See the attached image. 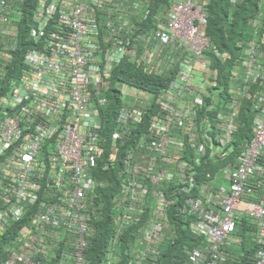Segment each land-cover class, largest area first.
I'll return each instance as SVG.
<instances>
[{"label":"built area","instance_id":"built-area-1","mask_svg":"<svg viewBox=\"0 0 264 264\" xmlns=\"http://www.w3.org/2000/svg\"><path fill=\"white\" fill-rule=\"evenodd\" d=\"M137 8L135 0H38L31 36L35 42L44 35L45 39L37 49L27 51L19 84L13 83L11 96L0 100L1 107L14 112L0 121V232L7 217H19L25 202H37V190L45 184L54 199L40 205L35 218L40 231H24L32 247V242L48 236L41 231L45 227L61 230L68 243V264H84L92 235L83 210H87L88 194L94 192L98 182L93 169L105 155L99 144L102 122L98 106L105 105L112 67L124 54L149 68L172 62L179 67L170 88L172 96L160 98L148 131L139 133L135 147L128 149L121 160L122 174L131 186L121 219L131 222V212L138 219L141 206L154 202L151 225L138 230V249L132 264H142L162 235L170 203L162 189L171 181L188 183L189 188L196 183L195 172L171 149L181 150L188 142L198 161L206 152L205 144L197 139L195 124L204 87L196 65L207 66L205 52L211 45L206 33V1L172 0L171 13L159 14L150 29L133 36L135 30L127 16ZM8 9V0H0V23L8 21ZM251 23L254 32L243 51L240 74L243 96H249L251 78L264 84V23ZM124 30L128 33L122 41ZM121 88L131 102L125 107V115L118 117L113 146L129 135V129L140 125L144 116L136 103L143 101L140 90L124 84ZM229 108L221 116L224 122L219 127L225 130L224 140L228 142L237 129L238 104L230 101ZM252 108V137L236 163L222 166L224 183L214 187L206 179L197 182L207 199L205 205L194 198L186 199L194 215L190 226L205 243L194 247L182 264H224L228 246L241 242L230 236L243 218L254 227L255 264H264V86ZM206 136L212 148L214 138ZM116 149L108 154V164L118 159ZM28 255L26 251L13 254L7 264L15 259L42 264Z\"/></svg>","mask_w":264,"mask_h":264},{"label":"trees","instance_id":"trees-1","mask_svg":"<svg viewBox=\"0 0 264 264\" xmlns=\"http://www.w3.org/2000/svg\"><path fill=\"white\" fill-rule=\"evenodd\" d=\"M169 1L152 0L148 13L143 15L141 20L139 17H134L133 22L140 26L137 33L153 26L158 13L162 10L167 12ZM205 1L206 30L212 42L211 47L206 51V58L211 74H208L202 82L206 88L201 93L203 103L198 108L195 124L198 130L197 139L205 144L206 152L198 161L193 155L197 154L194 147L188 142H185L183 149L174 148L170 151L178 153L179 160L186 162L188 169L195 172L196 183L206 178L223 182L224 176L219 168L226 163H236L251 139L254 120L252 105L264 86L261 80L253 82L251 78L247 87L249 96H243L241 92L243 79L240 76L242 58L245 57L243 51L247 48L254 32V25L251 22L260 20L264 23V0ZM37 4L38 0H8L9 19L7 22H1L0 27H6L12 33L2 34L0 32V100L11 96L13 83L19 84L27 51L40 45L30 37L35 26L33 14ZM260 13L263 14L261 18ZM44 36L40 41L45 39ZM138 51L141 50L138 49ZM216 51L224 53L225 58L221 59ZM143 63V61L138 63L129 55L123 56L111 70L107 93L104 94L105 105L98 106L99 118L102 122L99 144L103 145L105 155L94 170L99 180L95 183L94 192L91 195L88 194L87 210H83L93 230L88 239L84 264H129L134 258L131 243L135 238L136 226L146 225L152 216L150 212L154 202L151 203L152 200H150L147 205L145 203L141 206L142 211L138 212L139 218L136 219L138 222L135 223V217H133L119 238H116L117 216L120 217L124 211L122 208H126L127 199L125 197L131 189V186L126 183L128 182L127 177L122 174V157L128 149L135 147L139 133L148 131L150 119L158 110L160 98L172 96L170 88L179 70L178 63L174 62L172 65L157 64L153 68L145 67ZM236 68L237 71L234 73ZM123 84L135 86L143 91V93L139 92V98L143 101L136 100V103H139V108L141 106L144 110V116L140 125L136 124L135 127L129 129V135L117 141V145L113 148H117L118 159L108 164L107 157L112 150V139L119 122L118 117L125 115V107L128 101L131 102L129 95L125 94L121 88ZM230 101L238 104V112L237 129L231 141L228 142L224 140L225 130L219 127L224 122L221 116L230 110ZM7 109L0 106V121L5 116L14 113L10 108ZM206 134L214 138V147L210 148L208 145ZM214 160L220 163L215 166ZM162 190L170 201L165 228L162 230L164 231L162 235L166 239L162 242L158 252H153L147 258L145 264H182L192 247H199L204 243L202 237L191 230L189 223L192 216L186 212L184 207L186 198L199 196L200 190L189 188L188 183L180 184L172 181ZM37 193V204H24L26 214L23 213L22 218L9 221L4 232L0 234V264H5L12 253H17L19 247L23 252L31 254L33 261H40L42 264H68V260H65V249L68 243L65 242L66 239L61 230L48 227L49 234L45 240L38 239L32 242V247H29L30 238L27 231L20 232L22 226L31 225L34 211L42 208L40 205H46L54 199V196L46 190L45 184L40 186ZM246 227L242 246L230 248V256L224 264H255L253 258L256 244L251 237L254 229L252 226ZM10 242L14 246L8 248ZM42 242H45V246ZM16 264L26 263L17 262Z\"/></svg>","mask_w":264,"mask_h":264},{"label":"clouds","instance_id":"clouds-1","mask_svg":"<svg viewBox=\"0 0 264 264\" xmlns=\"http://www.w3.org/2000/svg\"><path fill=\"white\" fill-rule=\"evenodd\" d=\"M152 0H135V3H138L139 4V8H137V9H135V10H132L131 12H130V14H128V19H129V24L132 26L133 25V27H134V34H133V36L135 35V33H137V30L139 29V25L138 24H136V23H134L133 21V19H134V17H139V20H141V17L143 16V15H145L146 13H148V11H149V7H150V2H151ZM199 1V0H198ZM171 2H172V0H170L169 1V4L167 5V12L168 13H171ZM146 5V8H144V6ZM167 12H165V11H160V13H158V17H159V14H161L162 15V13H167ZM7 22V21H6ZM206 26H207V24H206ZM152 27V26H151ZM4 28H6V27H4ZM150 29V28H149ZM148 30V29H147ZM0 32L2 33V34H8L6 31H2L1 30V27H0ZM32 32V31H31ZM125 33H128V32H125V30L123 31V33H122V35L120 36V38H121V40L122 41H125L126 40V34ZM206 33H207V30H206ZM13 34L14 35H16V33L15 32H13ZM207 35H208V33H207ZM209 36V35H208ZM30 37L33 39V41H34V38L30 35ZM130 38H132V34L130 35ZM209 38H210V36H209ZM44 41V40H43ZM43 41H38V42H35V43H40V45L39 46H41L42 45V43H43ZM210 43H211V45H212V42H211V39H210ZM211 45H210V47H211ZM39 46H35V47H32V48H30L29 50H31V49H33V48H35V49H37ZM209 47V48H210ZM207 51V50H206ZM206 53V52H205ZM218 53V55H219V57H221V59H223V58H225V54L224 53H220V52H218V51H216V54ZM126 55H129V54H124L123 56H126ZM130 57H133V56H131V55H129ZM134 59H135V57H133ZM25 63V62H24ZM117 63H115L114 65H116ZM114 65H113V67H114ZM112 67V68H113ZM207 67H208V72L207 73H205L204 71H201L200 72V70H199V73L203 76V80L202 81H204V79L206 78V77H208V74L210 75L211 74V72H210V67H209V65L207 64ZM26 68V64L24 65V69ZM237 71V68H236V70L234 71V73ZM204 87H203V89H202V92L201 93H203L204 92V90H205V84L203 85ZM140 91H142V90H140ZM140 93H143V91L142 92H140ZM139 93V94H140ZM203 100V99H202ZM215 145V144H214ZM214 147V146H213ZM226 164H229V163H226ZM223 166V165H222ZM222 166H220V170H221V168H222ZM96 168V167H95ZM95 168L93 169V174L95 175V177L98 179V177L96 176V173L94 172V170H95ZM222 172V171H221ZM223 173V172H222ZM99 180V179H98ZM206 180L209 182L208 184L210 185H213L214 187H216L217 185L216 184H221V183H224V182H222V181H220V180H210V179H208V178H206ZM195 184H197V183H195ZM194 184V185H195ZM168 187V186H167ZM192 188H197V189H199L200 190V193H199V196H188L187 198H190V199H192V198H194V200H199L200 201V203L202 204H204L205 205V203L207 202V199H206V197H205V194L202 192V187H201V185H199V186H193ZM186 198V199H187ZM152 203V202H151ZM24 204H28V202L26 203H24ZM33 204H37V202L36 203H33ZM207 204V203H206ZM184 207H185V210H186V212H188L191 216H192V218H194V215L192 214V213H190V206L188 205V203H186V200H185V204H184ZM0 208H1V205H0ZM153 208V207H152ZM167 209H168V207H167ZM167 209H166V211H165V218H163L164 219V222H163V226H162V230L165 228V222H166V220H167ZM38 211H39V209L37 210V211H34V215H33V219H32V222H31V225L30 226H22V229L20 230V232H22L23 233V231H24V228H26V229H32V231L33 232H38V231H40V230H38L37 229V227L39 226L38 225V222H36L35 221V218H36V215H37V213H38ZM26 212H27V210H25V209H23V211L21 212V214L19 215V217H17V218H13V217H7V219H6V221L4 222V228H3V230L0 232V234L1 233H3L4 232V229H5V227H6V224L9 222V221H14V220H17V219H19V218H22L23 217V213H25L26 214ZM131 214L132 215H134V217H135V213L134 212H131ZM150 214H152L151 212H150ZM116 219V218H115ZM151 218H149L148 219V221H147V223H146V225L145 224H141V225H137L136 226V229H135V238H134V241L131 243V249H132V254H133V256H134V258L130 261V263L129 264H132V263H134V261H135V259H136V250L138 249V245H137V242H138V238H139V235H138V230L140 229V228H142V227H144V226H147V225H151L150 224V222H149V220H150ZM162 219V220H163ZM117 221H118V224H117V232H116V235H117V239L119 238V236L123 233V229L125 228V226H127L128 224H130L131 222L129 221L128 223H125L122 219H121V217H119V216H117ZM135 223L136 222H138V221H134ZM191 222V221H190ZM89 224H90V221H89ZM189 226H190V223H189ZM246 226H252L251 225V223H250V221H248L247 220V218H243V220L241 221V222H238L237 223V231L233 234V235H231L230 236V239H235V238H239L240 240H241V242L239 243V244H236V245H231V246H228V251H229V254H228V257L230 256V248H232V247H240V246H242V244H243V239H241L239 236H240V234H246ZM90 227H91V224H90ZM253 227V226H252ZM48 227H45L44 229H42L41 231L43 232V233H45V234H49L48 233V229H47ZM190 228H191V226H190ZM253 229H254V227H253ZM92 230V229H91ZM191 230L193 231V232H195L196 233V231L195 230H193L192 228H191ZM45 231V232H44ZM92 232H93V230H92ZM162 233H164V231H162ZM197 235H199L198 233H197ZM201 236V235H200ZM202 237V236H201ZM251 237H252V239L254 240V237H253V231H252V234H251ZM166 238H164L163 237V235H161V237L156 241V243L153 245V247H152V249L151 250H149L148 251V255H147V257L144 259V261H142V264H145V262L147 261V258L153 253V252H158V250H159V247L161 246V244H162V242L165 240ZM202 239H203V242L205 243V241H204V238L202 237ZM204 243H203V245H204ZM255 243V242H254ZM256 244V243H255ZM11 246H14L13 244H12V242H10V243H8V248H10ZM194 247H197V246H194ZM194 247H192L191 248V250L194 248ZM190 250V251H191ZM190 251H189V253H190ZM255 251H256V249H255ZM19 253H23V251L21 250V247H19L18 249H17V253H12L10 256H9V258L6 260V262H5V264H7L8 262H9V260L11 259V257H12V255L13 254H19ZM255 254V253H254ZM28 256H31V254H29ZM228 257H227V259H228ZM227 259H226V261H227ZM254 259V258H253ZM17 262H24L25 263V261L24 260H18V259H15V262H13L12 264H16ZM226 263V262H225ZM254 263H255V259H254Z\"/></svg>","mask_w":264,"mask_h":264},{"label":"rangeland","instance_id":"rangeland-1","mask_svg":"<svg viewBox=\"0 0 264 264\" xmlns=\"http://www.w3.org/2000/svg\"><path fill=\"white\" fill-rule=\"evenodd\" d=\"M1 30L2 31H6L8 34H11L12 32L8 29V28H4V27H2L1 28ZM196 68L197 69H199V70H202V71H204L205 73H207L209 70H208V67L206 66V65H202V64H197L196 65ZM131 99V98H130ZM114 146H112V149H114L113 148ZM218 148H219V146H218ZM213 163H214V165L216 166V165H218L220 162L218 161V160H214L213 161ZM147 201H148V199H147ZM146 203V205H147V202H145ZM241 239H245V235L244 234H240V236H239Z\"/></svg>","mask_w":264,"mask_h":264},{"label":"bare ground","instance_id":"bare-ground-1","mask_svg":"<svg viewBox=\"0 0 264 264\" xmlns=\"http://www.w3.org/2000/svg\"><path fill=\"white\" fill-rule=\"evenodd\" d=\"M231 76V75H230Z\"/></svg>","mask_w":264,"mask_h":264}]
</instances>
